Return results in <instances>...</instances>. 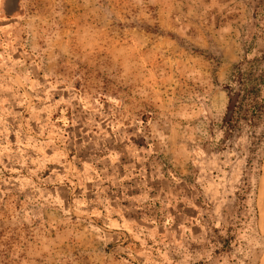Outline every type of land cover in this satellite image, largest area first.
I'll return each instance as SVG.
<instances>
[{
	"label": "rangeland",
	"instance_id": "1",
	"mask_svg": "<svg viewBox=\"0 0 264 264\" xmlns=\"http://www.w3.org/2000/svg\"><path fill=\"white\" fill-rule=\"evenodd\" d=\"M263 55L264 0H0V264H264Z\"/></svg>",
	"mask_w": 264,
	"mask_h": 264
},
{
	"label": "trees",
	"instance_id": "2",
	"mask_svg": "<svg viewBox=\"0 0 264 264\" xmlns=\"http://www.w3.org/2000/svg\"><path fill=\"white\" fill-rule=\"evenodd\" d=\"M257 60L264 61V55ZM225 88L229 95L224 118L227 133L236 135L247 130L253 144L258 147L262 135H258L256 130L264 123V70L256 74L244 69L240 63L234 67L231 81Z\"/></svg>",
	"mask_w": 264,
	"mask_h": 264
}]
</instances>
